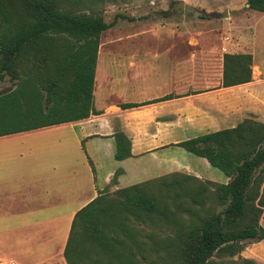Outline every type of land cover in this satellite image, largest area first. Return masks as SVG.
<instances>
[{"label":"trees","instance_id":"trees-1","mask_svg":"<svg viewBox=\"0 0 264 264\" xmlns=\"http://www.w3.org/2000/svg\"><path fill=\"white\" fill-rule=\"evenodd\" d=\"M103 1L0 0V82L8 78L14 86L0 95V138L100 114L93 107L95 70L101 34L111 26L92 7ZM246 5L264 13V0ZM81 7L91 12H77ZM251 66L250 54H224L222 87L251 82ZM113 139L114 159L131 157L125 134ZM177 146L228 182L175 173L100 192L72 219L66 264H259L233 258L246 242L264 239V123L246 118ZM166 228L170 233L161 237Z\"/></svg>","mask_w":264,"mask_h":264},{"label":"crops","instance_id":"crops-1","mask_svg":"<svg viewBox=\"0 0 264 264\" xmlns=\"http://www.w3.org/2000/svg\"><path fill=\"white\" fill-rule=\"evenodd\" d=\"M164 45L162 49L168 51L175 62H172L170 73L164 72L156 56L151 58L152 56L144 53L143 57L129 58L127 72L130 98L128 100L124 99L120 91H117L111 103L104 101L102 93L104 81L113 79L116 86L121 82L115 79L112 73L104 71V63L99 64L97 61L93 107L100 113L99 115H91L77 122L15 134H36L69 127L75 139L74 153L71 152L72 146L65 143L66 139H41L38 143L42 146L52 145V148L45 147L47 154L38 155L41 160L36 161L33 158L37 155L32 154H27V157L20 155L19 159H15L17 167L21 162H30L29 167L31 166L32 173L22 176V172L17 169L14 170L17 174L4 178V181L2 177L0 181L2 196L3 194L7 196L5 197L7 203L2 202L0 212L3 225L8 224V219L13 217L12 215L23 221L22 216L30 206L27 201L32 203L30 209L38 205L37 208L41 211L49 208L52 210L48 218L35 221L33 223L35 226H55L67 221L68 227L58 245L57 253L59 254L52 256L45 253L40 243L43 238H38L37 245L41 250L35 249L33 252H28V257L30 259L33 254L39 253L36 255L39 259L31 264H41L58 256L63 257L62 253L75 213L96 198L100 192L106 190L114 192L175 173L188 174L202 181L215 182V174L212 170L214 168L210 167L205 159L196 157L177 146L179 143L215 131L233 128L243 118H247L246 113L256 116L255 121L264 123V119L257 116L258 106L252 103L251 96L244 99L238 106L236 104L233 106L232 101L227 103L218 101L215 94L216 91L249 86L255 82L223 88L221 73L219 83L196 84L201 79L198 75L191 78V83L190 79L185 78L183 52L174 51L180 46L182 48L183 44L168 42ZM223 49L225 54H250L252 56V79L256 82L259 80L260 76L256 77L253 72L254 57L242 47L241 42L223 44ZM212 50H215V47ZM99 65L101 66L100 72ZM206 71V66L200 67L199 73L204 75ZM258 95L261 94L255 96ZM167 96H171L170 99L163 100ZM120 104L146 105L123 110ZM236 107L239 108L237 113H244L243 117L230 127L215 129L219 123L225 121L221 118L225 114L224 110ZM230 116L232 117V114ZM116 132L124 133L131 141V157L122 161L114 159L113 135ZM191 156L195 159H191ZM31 161L35 162L31 163ZM118 169L122 170V173L117 177V182L111 184L114 173ZM1 172L3 173V167L0 169ZM82 176L85 181L82 180ZM228 180L226 177L220 184H225ZM3 185H10V188L4 189ZM73 196L79 202L75 209L71 210ZM8 197L13 199L9 200ZM12 204L13 206L10 207ZM19 229H3V240L8 238L6 237L7 230ZM23 263L30 264L26 260Z\"/></svg>","mask_w":264,"mask_h":264},{"label":"rangeland","instance_id":"rangeland-1","mask_svg":"<svg viewBox=\"0 0 264 264\" xmlns=\"http://www.w3.org/2000/svg\"><path fill=\"white\" fill-rule=\"evenodd\" d=\"M179 1L184 2V8L169 14L171 6ZM246 6V0H105L95 4L92 7V11L100 14L104 22L111 26L101 34L97 61L99 64L104 63V71L112 73L115 76L114 78L121 82L120 85L116 86L113 83V79L104 81L105 83L102 85L104 101L111 103L115 99L114 95L117 91L122 93L124 99L128 100L130 98L128 91L129 74L127 70L128 60L132 56L143 57L144 53L152 56L151 58L156 56L158 58L157 62L164 72L170 73L173 59H171V54L162 48L168 42L182 43L183 47L181 48L180 46L174 51L183 52L185 78L190 79L192 83L191 78L198 75L201 79L196 84H213L220 82L222 58L223 54H225L223 44L241 42L242 47L253 55V72L256 77L260 76V78L257 82L252 79V82H255L252 85L220 90L216 91L215 94L218 101L226 103L232 101L234 103L233 106L235 104L238 106L244 99L251 96L252 103L258 106L257 116H261V119H264V13L251 11ZM76 11L91 12L86 7H81ZM224 11L228 13L227 18H212L208 16L214 13H223ZM209 45L210 48H208ZM214 47L215 50H212ZM205 66L207 71L202 75L199 70L200 67ZM100 69L101 66L99 67V72ZM13 89L14 86L8 78L0 82V95L6 94ZM256 94L261 95L255 96ZM233 106L232 108H234ZM238 110L239 108L237 107L230 110L226 108L224 110L225 114L221 117L225 121L219 123L215 129L236 124L244 114L241 112L237 113ZM230 114H232V117ZM235 114L237 115L236 117L234 116ZM245 115L247 118L252 119L256 117L251 113H246ZM2 128L3 125H0V130ZM41 139H66L65 143L72 146L71 152L74 153L73 145L75 139L69 127L36 134H21L0 138V169L3 167V173H0V181L2 177L4 181V178L17 174L14 173V170L17 169L22 172V176L32 173L33 170L31 166L29 167L30 162H21L17 167L15 159H19L20 155L32 154L37 155L33 159L36 161L41 160L38 155L47 154L45 147L52 148V145L44 147L39 144L38 142ZM190 158L195 159L193 156ZM33 162L35 161H31V163ZM212 170L215 174L214 183H223L226 176L216 169ZM82 180L85 181L83 176ZM3 188H10V185H3ZM1 189L2 186H0V212L2 202L7 203L5 200L7 196L4 194L2 196L3 192ZM106 192L112 193L108 190ZM11 199L13 198L10 197L9 200ZM78 202L77 198L73 196L71 210L75 209ZM27 203L30 206L24 216H22L23 221L12 215L13 217L8 219V224L3 225V218L0 216V264H24V260L30 264L34 263L38 261L39 257L36 255H39V253L33 254L29 259L28 252H33L35 249L40 251L42 248L45 253H49L52 256L59 254L57 253L59 251L58 245L68 227L67 221L55 226H35L33 224L35 221L48 218L52 210L49 208L41 211L37 208L38 205L30 209L32 203L28 201ZM12 206L13 204L10 205V207ZM259 224L264 230V211ZM11 228L20 229L7 230L6 237L8 238L3 240V229ZM144 230L149 232L150 228L145 227ZM169 233V229L166 228L160 232V236L162 237ZM15 235L21 237V239H17ZM38 238H43L40 242L42 245L40 249L37 245ZM240 257L264 264V239L246 242L244 251L233 259L236 260ZM158 263L168 264L161 260H158ZM41 264H65V262L63 257L58 256Z\"/></svg>","mask_w":264,"mask_h":264},{"label":"water","instance_id":"water-1","mask_svg":"<svg viewBox=\"0 0 264 264\" xmlns=\"http://www.w3.org/2000/svg\"><path fill=\"white\" fill-rule=\"evenodd\" d=\"M183 8H184V2L183 1H179V2H177V3H175V4H173L171 6V8L169 9L168 13L172 14V13L177 12V11L183 9ZM208 16H210L212 18H227L228 17V13H227V11H224L223 13H214V14H211V15H208Z\"/></svg>","mask_w":264,"mask_h":264}]
</instances>
